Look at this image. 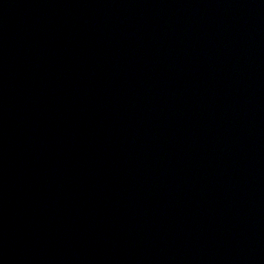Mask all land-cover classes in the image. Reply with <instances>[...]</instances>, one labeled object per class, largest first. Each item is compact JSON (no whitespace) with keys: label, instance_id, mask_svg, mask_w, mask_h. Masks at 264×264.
Masks as SVG:
<instances>
[{"label":"water","instance_id":"obj_1","mask_svg":"<svg viewBox=\"0 0 264 264\" xmlns=\"http://www.w3.org/2000/svg\"><path fill=\"white\" fill-rule=\"evenodd\" d=\"M0 264H264V0H0Z\"/></svg>","mask_w":264,"mask_h":264}]
</instances>
